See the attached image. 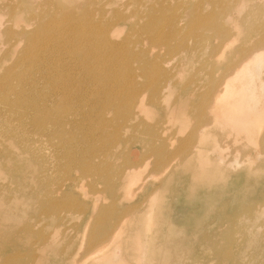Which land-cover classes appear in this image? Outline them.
<instances>
[{
  "label": "bare ground",
  "instance_id": "1",
  "mask_svg": "<svg viewBox=\"0 0 264 264\" xmlns=\"http://www.w3.org/2000/svg\"><path fill=\"white\" fill-rule=\"evenodd\" d=\"M63 1L7 0L0 6V264H44L47 252L65 264L81 261L73 255L77 247L71 249V239L63 238L59 246L56 229L43 235V228L33 225H51L76 208L83 210L72 196L62 198L50 175L84 199L85 176L91 177L89 189L99 181L105 186L110 201L97 206L92 198L79 224L90 225L84 256L93 255L87 264H177L185 248L181 228L162 213L156 188L145 198L144 210L137 202L118 204L130 200V187L149 164L160 181L179 168L190 169L194 183L206 184L228 173L220 165L228 142L244 150L260 134L264 146V3L242 13V0ZM19 8L35 17H29V26ZM189 25L195 31L188 35ZM211 37L217 42H208ZM196 47L215 55L231 48L236 57L216 71L187 78L182 57L192 59ZM160 103L165 119L174 123L172 132L171 125L168 130L147 120ZM218 117L228 124L221 127L228 138L209 141ZM126 129L133 135L123 139ZM131 140L148 155L135 160L127 155ZM111 156L125 162L114 177L107 172ZM234 163L236 157L229 162ZM245 172L248 178L257 171L248 164ZM34 199L35 222L17 212ZM243 218L264 224V210L250 205L225 216L231 227L220 236L242 230ZM4 219H20L22 227L11 232ZM244 231L234 236L233 245L253 240ZM19 235L31 239L30 251L13 248ZM217 238L203 240L218 263L240 264V255Z\"/></svg>",
  "mask_w": 264,
  "mask_h": 264
},
{
  "label": "rangeland",
  "instance_id": "2",
  "mask_svg": "<svg viewBox=\"0 0 264 264\" xmlns=\"http://www.w3.org/2000/svg\"><path fill=\"white\" fill-rule=\"evenodd\" d=\"M6 1L7 0H0V6ZM11 1L15 2L16 0ZM242 1L243 3L245 2L246 6L242 10V13L246 12V10L249 11L248 9L252 8V4L257 5L256 3H264V0ZM63 3L65 2L63 1ZM18 12L20 16L25 19L26 23H28V26L30 24V21H33L29 19V17L35 18L34 16H30L31 11L28 9L22 10L19 8ZM4 18L6 17H1V19ZM184 24V21L180 22L181 26H183ZM246 24L248 23H245L244 27L248 28ZM13 27L15 26L13 25ZM257 30L259 31H255L254 33L260 32V29ZM185 31L189 35L195 31V26L189 25L185 28ZM246 31L247 30H245L244 33ZM211 41L214 43L217 42V40L213 37L208 39V42ZM23 43L24 41H21L19 44L22 45ZM236 45L237 42H235V46ZM3 49L4 43L0 40V52H2ZM217 54L218 55H215L209 52L206 48L202 49V47H196V50L194 51V57L192 59H185L182 57L181 68L182 72L186 74L185 77H197V74L203 76L205 75L204 73L206 71H216L225 64V61L227 59L232 57V59H234L236 57L234 56L235 54L233 53V50L231 48H227L224 51L221 50V52ZM150 56L153 57V55ZM171 65L172 62L167 63L168 67H170ZM63 73V77L68 80L70 77L66 75L65 71ZM187 103H189L188 100ZM162 108L163 104L160 103V106L156 109L155 113L151 114V116H148L147 120H149L150 123L155 122L163 128H168V126L171 125V131L175 127L174 123L165 119V114H163ZM223 119L224 118L221 119L220 117L216 119L217 129L213 132L214 134H210L207 136V140L212 141L214 136L219 140H227V133L221 130V127L228 125L226 124V120ZM189 123L190 120L188 119L185 127L186 140L189 137V134H187L188 130L190 129ZM120 135H122L123 139L128 138L129 135H133V131H130L129 129L121 130ZM135 138L137 137L134 135V139ZM227 145L223 146V148L226 149H223L222 152H224V155H226L224 156L225 160L220 164L222 167L226 168L225 172H228L223 180L218 181V177H215L212 181H209L206 184L194 183V181L192 180L190 169H187L186 171L179 168H176V170H174L175 168H172L170 170L172 172L167 177V179L164 181H160L157 178L158 176L156 174L150 173L149 164V166L144 167L140 170L139 174L142 175V179L132 184V186L130 187V200L127 202H124L122 200L121 204H118L119 207H122L123 205H126L125 203L128 204L130 202H137L140 209L144 210L147 207L145 198L150 195L149 192L151 189L156 188L157 197L161 198V201L163 200L162 213L165 217H169L174 224L178 225V227L181 228L179 237L183 239L181 245H183L185 248L177 264H230L218 263V258L214 249L211 248V244H208V241L205 242L203 240L205 239V237L215 239V235L216 237H218L217 240L219 243L229 244V248L231 249V251L240 255V262L242 264L264 263V238L262 237V235H264V224L262 220L251 223V221L248 222L246 218H243L244 221H242L241 223L242 230H240V228L231 230L232 232L230 231L229 235L223 237H221L219 233L220 231H228V229L231 227H229L228 223L224 220L225 216H229L233 213H238L239 211H242L245 207H249L250 205L254 210L257 208L264 210V146L261 143L260 134L257 137V143L250 145L248 144V146L244 150H234L232 143L229 142L227 143ZM119 147L124 150L123 142L120 143ZM253 150L255 152H253ZM258 151L259 156L261 155L260 157L257 156ZM126 153L127 155H130L133 160L137 159L143 154L148 155V152L143 145H140L138 144V142H134L132 140L129 141V147L126 149ZM234 157L237 158V163H234V165L229 164V162ZM124 163L125 162L122 160V158H115L111 156V162L107 168L108 175L114 177L115 170H119L116 167L118 165L123 166ZM9 164L10 166L12 165V160H10ZM248 164L257 172L247 178L245 168L248 166ZM72 174L77 175L79 174V172L75 171L72 172ZM48 180L54 182V187H60L62 198L72 196L75 199V203L78 206L81 205L83 207V210L79 208H73L74 210L71 215L62 218L61 220L55 219L56 221L52 222L51 225H49L47 221L36 222V224L33 223V225L35 228L42 227L43 235L45 234V232H51L52 228L56 229V241L59 243V246L62 245L63 238H65L66 241L71 239V249L73 247H77V249L74 250L73 255H75L76 258H80L82 261L77 264H87L88 262H90L93 255L91 254V256H84V248L87 238V235L85 234L88 233L90 225H81L80 227L79 224L83 223V216L86 207H88V205H91L92 198L96 197L98 199V201L96 202L97 206L98 204H105L110 201L104 191L105 186L103 185L102 181H99L94 187L95 190L89 189L87 187V184H89L91 177L85 176L82 182L84 184L83 191L85 192L86 196V198L84 199L77 191H75V193L73 191H65L63 186L64 181L58 183L56 180L52 179L51 175ZM141 183L142 186L140 187ZM131 189L133 190L132 193L134 195L131 193ZM36 203L37 202L34 199L33 203L31 201V205H24L22 208H19L17 210L19 216L25 215L26 218H29L31 221L35 222V219L37 217L36 212H34ZM30 215L33 217H31ZM234 216H237V214H235ZM2 223L5 227H10L11 232L13 228L14 230L21 228L23 224L20 219H4ZM57 225L58 228L56 227ZM79 227L82 232L80 231ZM243 229L245 231L247 230L246 232L244 231V233H246L245 235L252 236L253 240L249 243H245L242 247L233 245L231 241L235 239L234 236L243 233ZM238 230L240 231L238 232ZM217 233L219 234L217 235ZM19 236H16L18 244L16 246H13V248L18 249L19 253H24L29 250L32 242L30 241L31 239L26 236ZM260 239L263 240L261 241ZM129 241L130 239L125 242L126 246L129 245ZM35 253H40V251L36 250ZM43 256L44 264H65V261H62L57 257V255L53 253L47 252L43 254ZM29 259L30 258L27 256L24 257V260ZM85 259L86 261H84ZM130 264H136V262H132Z\"/></svg>",
  "mask_w": 264,
  "mask_h": 264
}]
</instances>
